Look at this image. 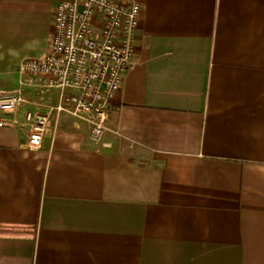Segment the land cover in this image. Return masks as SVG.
Here are the masks:
<instances>
[{
    "label": "crops",
    "instance_id": "crops-1",
    "mask_svg": "<svg viewBox=\"0 0 264 264\" xmlns=\"http://www.w3.org/2000/svg\"><path fill=\"white\" fill-rule=\"evenodd\" d=\"M0 0V93L44 58L59 3ZM133 63L101 141L0 127V264H264V0H135ZM0 117L2 114L0 113Z\"/></svg>",
    "mask_w": 264,
    "mask_h": 264
},
{
    "label": "built area",
    "instance_id": "built-area-1",
    "mask_svg": "<svg viewBox=\"0 0 264 264\" xmlns=\"http://www.w3.org/2000/svg\"><path fill=\"white\" fill-rule=\"evenodd\" d=\"M142 16L135 0H73L54 12L49 51L21 63V86L42 96L58 90L56 104L35 102L36 110L19 114L29 101L21 91L0 93V127L23 133L29 148L53 137L63 116L90 125L99 142L111 116V102L122 89L133 63Z\"/></svg>",
    "mask_w": 264,
    "mask_h": 264
}]
</instances>
